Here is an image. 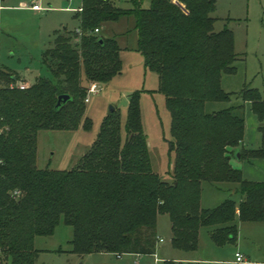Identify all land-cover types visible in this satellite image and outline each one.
<instances>
[{
	"label": "trees",
	"instance_id": "trees-1",
	"mask_svg": "<svg viewBox=\"0 0 264 264\" xmlns=\"http://www.w3.org/2000/svg\"><path fill=\"white\" fill-rule=\"evenodd\" d=\"M216 1L152 0L145 9L144 0H131L132 7L122 9L116 0H83L78 12L83 34H56L41 59L48 76L21 90L24 82L0 68V264H36L37 238L53 236L62 220L73 228L70 244L80 256L155 254L162 213L173 222L174 244L185 250L197 249L202 228H215L213 237L224 243L237 239L238 221L264 223V182L245 179L232 164L237 150L244 162L264 159V124L261 147L244 149V106L208 108L239 96L263 122L257 90L245 88L238 95L222 88L223 77L236 72L238 54L232 32L215 30ZM124 17H135L138 50L165 97L174 157L166 175L173 183L152 167L140 92L130 97L125 123L117 111L105 117L74 169L38 168L41 132L78 130L88 85H106L122 74L117 38L98 34ZM64 94L71 100L57 108ZM83 128L91 131L92 122L86 120ZM203 183L237 185L242 199L201 209Z\"/></svg>",
	"mask_w": 264,
	"mask_h": 264
},
{
	"label": "rangeland",
	"instance_id": "rangeland-1",
	"mask_svg": "<svg viewBox=\"0 0 264 264\" xmlns=\"http://www.w3.org/2000/svg\"><path fill=\"white\" fill-rule=\"evenodd\" d=\"M131 0H116L122 9L132 7ZM152 0H144L143 8L151 7ZM35 4L44 10H33ZM0 8V68L14 73L19 82L34 85L38 78L48 76L41 59L46 49L52 47L56 34L76 32L80 28L78 12L83 0H1ZM217 32L229 30L234 36V49L238 54L236 72L225 75L222 88L227 93L238 94L245 88L257 90L264 101V0H217L212 15ZM99 36L117 38L122 52V74L108 84L91 83L85 99L86 113L78 130L43 131L38 143V168L69 171L87 154L95 142L102 122L111 107L121 113L123 122L127 120L130 97L140 92L142 122L147 135L152 167L162 179L174 163L169 155L171 140V118L166 108L165 97L157 92L158 76L146 70L143 55L138 50V32L135 17H124L118 22L105 24ZM22 83H19V85ZM93 84H98L96 93L90 94ZM87 99L89 102L87 103ZM244 106L243 114L249 140H254L258 132V144L262 137L257 129L258 116L250 102L244 103L238 96L230 103H214L208 108L221 110L230 106ZM254 118V122L250 121ZM86 120L92 122L91 131L84 130ZM248 140V141H249ZM235 169L245 174L255 175L259 167L252 163L233 159ZM247 179V178H245ZM237 185L229 183H203L200 199L201 209H216L231 199L241 201ZM238 237L232 241L218 243L213 237L215 228H202L199 232L196 250H185L174 244L173 222L168 214L158 216L156 253L153 255L92 254L80 256L72 252L70 241L74 231L62 220L51 237L37 238L35 246L39 253L36 264H264V223H237ZM243 255L238 263L236 254Z\"/></svg>",
	"mask_w": 264,
	"mask_h": 264
},
{
	"label": "crops",
	"instance_id": "crops-1",
	"mask_svg": "<svg viewBox=\"0 0 264 264\" xmlns=\"http://www.w3.org/2000/svg\"><path fill=\"white\" fill-rule=\"evenodd\" d=\"M35 11V10H34ZM37 12V11H36ZM25 83V82H24ZM247 121V119H246ZM250 121L254 122V118H250ZM257 129L259 130V125H258V122H257ZM260 132V131H259ZM248 132H247V129H246V133H245V139L242 143V148L244 149H251L250 146L253 145V144H258L259 142V139H258V132H256L254 134V140L251 141L249 140L250 138H248ZM257 139H258V142H257ZM262 139V138H261ZM249 140V141H248ZM253 142V144H252ZM262 144V143H261ZM234 159V158H233ZM232 159V164L233 166L235 167V162L234 160ZM242 161V160H241ZM254 165L258 166L259 167V170H256L255 171V175L252 177L251 175H248V174H245L246 172V168L244 169L243 171V176L244 178H247V180L249 181H255V182H264V159H257L254 161Z\"/></svg>",
	"mask_w": 264,
	"mask_h": 264
},
{
	"label": "built area",
	"instance_id": "built-area-1",
	"mask_svg": "<svg viewBox=\"0 0 264 264\" xmlns=\"http://www.w3.org/2000/svg\"><path fill=\"white\" fill-rule=\"evenodd\" d=\"M72 1H73V0H72ZM103 1L107 2V1H109V0H103ZM0 3H1V0H0ZM0 8H1V5H0ZM33 10H35V11H37V12H41V11H43L44 9H43L40 5L35 4V5L33 6ZM77 32H78L79 35H82V34H83L81 30H78ZM95 32H96V33H99L100 30H99V29H96ZM19 87H20L21 90H25V89L28 88V86H26L24 83L21 84V85H19ZM98 89H99L98 84H93V85L91 86L89 92H90V94H93V93H96V92L98 91ZM86 101H87V103H88V102H89V99H87ZM1 253H2V250H1V248H0V254H1ZM121 257H122V255L118 256V258H121ZM236 260H237L238 263H242V262L244 261V257H243V255L237 253V254H236Z\"/></svg>",
	"mask_w": 264,
	"mask_h": 264
},
{
	"label": "water",
	"instance_id": "water-1",
	"mask_svg": "<svg viewBox=\"0 0 264 264\" xmlns=\"http://www.w3.org/2000/svg\"><path fill=\"white\" fill-rule=\"evenodd\" d=\"M70 100H71V96L68 94H64V95L59 96L57 108H61L63 105L67 104ZM115 111H116V108L111 107L108 115L113 114ZM234 156L236 159H238L240 161L241 160L240 150H237Z\"/></svg>",
	"mask_w": 264,
	"mask_h": 264
}]
</instances>
